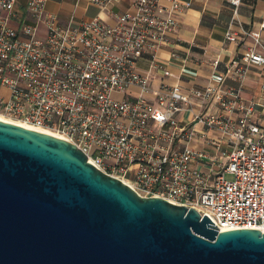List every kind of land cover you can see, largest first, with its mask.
Masks as SVG:
<instances>
[{
    "label": "built area",
    "instance_id": "1",
    "mask_svg": "<svg viewBox=\"0 0 264 264\" xmlns=\"http://www.w3.org/2000/svg\"><path fill=\"white\" fill-rule=\"evenodd\" d=\"M88 1L100 10L114 2ZM224 1L233 14L243 2ZM17 2L0 0V119L69 140L139 195L193 207L219 231H264V121L259 104L226 83L234 76L240 84L249 65L264 68V18L259 29L244 32L251 44L239 58L207 84L187 89L166 83L170 72L157 59V50L177 36L187 9L181 0H133L131 9L113 13L112 25L99 16L61 23L45 11L46 0H27L21 17ZM244 37L225 33L237 44ZM170 54L179 57L174 48ZM143 58L160 72L158 83L137 69ZM207 131L226 160L193 145Z\"/></svg>",
    "mask_w": 264,
    "mask_h": 264
},
{
    "label": "water",
    "instance_id": "2",
    "mask_svg": "<svg viewBox=\"0 0 264 264\" xmlns=\"http://www.w3.org/2000/svg\"><path fill=\"white\" fill-rule=\"evenodd\" d=\"M0 264H264V231H219L69 140L0 119Z\"/></svg>",
    "mask_w": 264,
    "mask_h": 264
},
{
    "label": "crops",
    "instance_id": "3",
    "mask_svg": "<svg viewBox=\"0 0 264 264\" xmlns=\"http://www.w3.org/2000/svg\"><path fill=\"white\" fill-rule=\"evenodd\" d=\"M27 0H18L17 12L21 17L26 15L25 4ZM133 0H114L107 10H100L89 3L88 0H46L45 11L58 15L61 23H66L71 16L75 20L101 17L108 24H114L116 19L113 13L124 12L131 9ZM187 9L180 15V24L174 43L159 48L157 59L165 65L170 74L163 77L168 84H180L184 88L198 87L207 84L215 70L223 72L231 61L239 58L241 51L251 44V40L244 37V32L250 29H259L264 18V0H243L237 14H233L231 7L224 0H181ZM229 30L238 37H244L239 44L226 40L225 33ZM47 29L44 23L38 25V35L44 37ZM264 39V31L262 32ZM174 48L179 57H171L170 50ZM214 61H218L215 69ZM137 69L149 72L158 83L160 72L149 68L146 59L137 62ZM227 86L240 88V95L245 102L258 103L261 112L259 118L264 121V68L249 65L242 82L239 84L234 76L226 80ZM138 93L139 88H129ZM201 130L200 124L196 125ZM212 139L215 134L207 131V135L197 137L193 145L204 149L217 160H226L225 155L219 156L215 150ZM218 143V142H215ZM214 143V144H215ZM224 153L230 148L223 141L220 143ZM195 164L201 168L205 166L200 162Z\"/></svg>",
    "mask_w": 264,
    "mask_h": 264
},
{
    "label": "rangeland",
    "instance_id": "4",
    "mask_svg": "<svg viewBox=\"0 0 264 264\" xmlns=\"http://www.w3.org/2000/svg\"><path fill=\"white\" fill-rule=\"evenodd\" d=\"M225 178L232 179L233 175L231 173H225Z\"/></svg>",
    "mask_w": 264,
    "mask_h": 264
}]
</instances>
